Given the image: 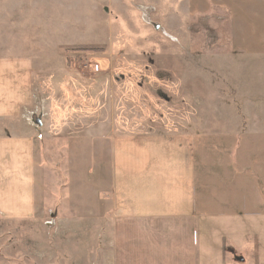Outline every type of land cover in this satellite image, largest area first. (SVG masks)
Instances as JSON below:
<instances>
[{
  "label": "rangeland",
  "instance_id": "obj_1",
  "mask_svg": "<svg viewBox=\"0 0 264 264\" xmlns=\"http://www.w3.org/2000/svg\"><path fill=\"white\" fill-rule=\"evenodd\" d=\"M200 1L0 0V60H28L31 83L10 125L36 138L35 212L0 215V264H115L116 137L190 136L200 168L236 173L239 203L261 212L263 82L230 44L229 8Z\"/></svg>",
  "mask_w": 264,
  "mask_h": 264
},
{
  "label": "crops",
  "instance_id": "obj_2",
  "mask_svg": "<svg viewBox=\"0 0 264 264\" xmlns=\"http://www.w3.org/2000/svg\"><path fill=\"white\" fill-rule=\"evenodd\" d=\"M212 2L229 8L230 44L245 53L246 75L261 77L264 92V1ZM189 5L196 14L207 8L200 0ZM228 67L241 75L237 63ZM28 74V60H0V215L6 219L35 212V134L10 125L30 101ZM195 147L183 133L113 138L115 264H264V206L255 212L247 200L239 203L237 174L221 182L220 171L205 172ZM243 176V190L252 189L253 176Z\"/></svg>",
  "mask_w": 264,
  "mask_h": 264
},
{
  "label": "built area",
  "instance_id": "obj_3",
  "mask_svg": "<svg viewBox=\"0 0 264 264\" xmlns=\"http://www.w3.org/2000/svg\"><path fill=\"white\" fill-rule=\"evenodd\" d=\"M37 123V125H39L40 124V122H36Z\"/></svg>",
  "mask_w": 264,
  "mask_h": 264
}]
</instances>
